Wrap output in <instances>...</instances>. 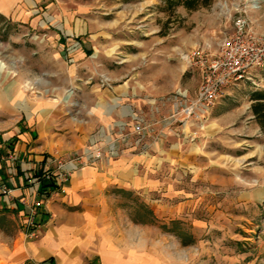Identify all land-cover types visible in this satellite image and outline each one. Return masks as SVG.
<instances>
[{"label":"rangeland","instance_id":"1","mask_svg":"<svg viewBox=\"0 0 264 264\" xmlns=\"http://www.w3.org/2000/svg\"><path fill=\"white\" fill-rule=\"evenodd\" d=\"M49 2L0 12L2 129L34 122L48 102L77 121L84 90L107 87L114 73L134 76L135 84L156 83L164 98L180 88L195 90L201 71L187 64L185 53L198 46L218 51L238 15L264 35V0L257 6L209 0L192 10L178 0ZM81 50L89 62L98 51L99 65H79ZM255 91H264V67L231 85L203 121L188 122L182 135L163 136L156 166L141 168L139 186L107 187L99 223L107 250L100 260L264 264V132L251 109ZM172 115L163 112L164 126ZM175 126L184 128L180 120ZM52 186L51 193L61 187ZM28 239L25 221L1 215L0 264H27Z\"/></svg>","mask_w":264,"mask_h":264},{"label":"crops","instance_id":"2","mask_svg":"<svg viewBox=\"0 0 264 264\" xmlns=\"http://www.w3.org/2000/svg\"><path fill=\"white\" fill-rule=\"evenodd\" d=\"M49 1L0 0V12L10 14L15 8L34 7ZM76 56L79 65L93 66L100 62L98 51L90 55V62L82 50ZM110 79L112 84L107 87L101 89L91 83L90 92L84 90L77 121L66 117L64 110H52L54 103L48 102L49 109L45 107L34 122L29 120L8 129L0 128V216L11 213L25 221L30 203L35 199L44 200L37 218L40 230L25 245L27 264L110 262L107 258H98L107 250L101 236L106 229H101L99 224L107 187L139 186L144 178L141 168L156 166V153L162 151V137L182 135L186 127L181 121L183 129L175 126L180 118L173 115L165 120L171 126H164L163 112L174 113L196 95L199 87L180 88L164 98L161 87L147 79L135 84L134 76L123 77V73H114ZM85 87L82 84L81 88ZM137 125L140 131L136 130ZM176 145L181 148L180 142ZM88 148L98 155L90 163H76L71 177L58 191L41 196L43 183L33 191L27 181L29 176L47 168L55 169L57 159ZM10 152L16 159L7 157Z\"/></svg>","mask_w":264,"mask_h":264},{"label":"built area","instance_id":"3","mask_svg":"<svg viewBox=\"0 0 264 264\" xmlns=\"http://www.w3.org/2000/svg\"><path fill=\"white\" fill-rule=\"evenodd\" d=\"M183 59L191 67L201 71V80L196 95L183 103L174 111L182 124L203 121L217 101L225 95L234 83L251 78L255 68L264 67V35L257 33L244 15H238L233 20V29L223 39L218 51L212 52L198 46L184 54ZM140 131L141 127L136 126ZM196 134V132H195ZM98 155L97 151L88 149L72 159H57L56 168L34 173L27 181L34 187H39L44 180L51 181L57 187L69 180L76 163H90ZM15 155L10 154V159ZM34 185V186H33ZM7 193L8 189H4ZM44 200L35 199L29 205L25 219V227L29 237L37 236L40 223L37 221Z\"/></svg>","mask_w":264,"mask_h":264},{"label":"trees","instance_id":"4","mask_svg":"<svg viewBox=\"0 0 264 264\" xmlns=\"http://www.w3.org/2000/svg\"><path fill=\"white\" fill-rule=\"evenodd\" d=\"M178 2H182L188 9H197L200 4H208L209 0H178ZM252 105L251 109L253 115L258 122L260 128L264 132V91H255L252 96ZM53 184L48 181H44L42 189H41V196H48L49 189L53 188Z\"/></svg>","mask_w":264,"mask_h":264},{"label":"bare ground","instance_id":"5","mask_svg":"<svg viewBox=\"0 0 264 264\" xmlns=\"http://www.w3.org/2000/svg\"><path fill=\"white\" fill-rule=\"evenodd\" d=\"M258 1H259V0H253V2H254V6H257Z\"/></svg>","mask_w":264,"mask_h":264}]
</instances>
